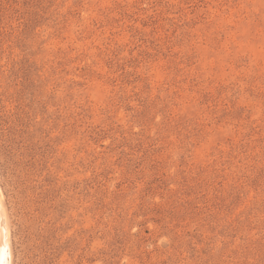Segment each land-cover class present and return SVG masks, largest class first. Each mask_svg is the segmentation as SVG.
Instances as JSON below:
<instances>
[{
    "label": "rangeland",
    "instance_id": "374dc122",
    "mask_svg": "<svg viewBox=\"0 0 264 264\" xmlns=\"http://www.w3.org/2000/svg\"><path fill=\"white\" fill-rule=\"evenodd\" d=\"M11 264H264V0H0Z\"/></svg>",
    "mask_w": 264,
    "mask_h": 264
},
{
    "label": "bare ground",
    "instance_id": "6f19581e",
    "mask_svg": "<svg viewBox=\"0 0 264 264\" xmlns=\"http://www.w3.org/2000/svg\"><path fill=\"white\" fill-rule=\"evenodd\" d=\"M2 192L0 186V264H11L13 255L10 247V222ZM4 249L7 251H3Z\"/></svg>",
    "mask_w": 264,
    "mask_h": 264
},
{
    "label": "snow or ice",
    "instance_id": "6c2138e0",
    "mask_svg": "<svg viewBox=\"0 0 264 264\" xmlns=\"http://www.w3.org/2000/svg\"><path fill=\"white\" fill-rule=\"evenodd\" d=\"M3 251H7L6 249H4Z\"/></svg>",
    "mask_w": 264,
    "mask_h": 264
}]
</instances>
